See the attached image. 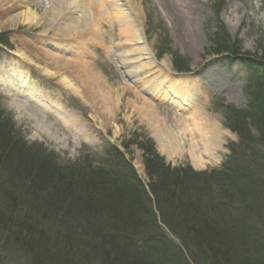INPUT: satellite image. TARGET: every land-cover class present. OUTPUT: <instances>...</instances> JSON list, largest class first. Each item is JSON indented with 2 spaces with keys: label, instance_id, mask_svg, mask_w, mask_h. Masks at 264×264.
I'll return each mask as SVG.
<instances>
[{
  "label": "rangeland",
  "instance_id": "1",
  "mask_svg": "<svg viewBox=\"0 0 264 264\" xmlns=\"http://www.w3.org/2000/svg\"><path fill=\"white\" fill-rule=\"evenodd\" d=\"M5 1L0 0V112L3 123H10V135L26 146L21 155L45 161L42 175L69 167L84 153L94 158L103 147L113 145L130 160L148 191L138 142L150 140L170 168L187 167L195 173L221 169L229 155L228 146L236 148L239 135L227 127L232 118L227 121L226 114L229 118L231 109H248L246 87L262 72L264 0H134V15L151 58L134 40L133 26L121 28L118 21L112 22L114 17L122 20L114 0H93L103 10L92 5V0H73L77 9L60 11L53 8L70 0H11L6 5ZM26 13H33L35 20L26 21ZM223 44L232 53L216 55L214 50ZM169 88L178 90L175 94L182 99H175ZM260 110L264 115V107ZM199 118L214 124L219 133L210 144L196 121ZM250 120L243 124L258 141L264 128L259 130L256 120ZM256 146L257 154L264 156V144ZM15 153L5 167L0 165V199L19 206L20 214L27 212L21 205L28 201L25 184L31 178L21 173L28 165L19 161L23 167L18 171L9 165L17 157ZM39 167L35 163L31 177ZM50 179L55 181L57 176ZM189 190H183L180 202L174 201L171 213L174 226L192 232L196 223L191 212L185 211L187 200L193 204L195 199ZM37 194L30 207L43 206ZM62 200L51 214L74 221L70 215L64 216L65 206L71 204H61ZM77 221L81 230L71 222L59 229L75 241L74 248L89 256L91 264L103 261L82 243L98 254L107 251L115 260L114 247L102 241L89 222ZM52 223L58 226L56 221ZM160 228L170 240L171 250L177 252L171 256L176 264H209L210 257L192 248L191 242H185V249L165 227ZM260 234L256 241L264 245V231ZM25 235L24 231L22 237L27 240ZM5 241L0 234V264H32L34 258L18 255L19 246H13V239L7 245ZM71 254L68 258L75 264Z\"/></svg>",
  "mask_w": 264,
  "mask_h": 264
},
{
  "label": "trees",
  "instance_id": "2",
  "mask_svg": "<svg viewBox=\"0 0 264 264\" xmlns=\"http://www.w3.org/2000/svg\"><path fill=\"white\" fill-rule=\"evenodd\" d=\"M224 52H231L226 44L214 50L216 55ZM262 61L260 76L255 75L246 87L248 109H231L229 118L226 114L227 121L232 118L227 127L238 133L239 142L236 148L228 146L229 155L221 169L195 173L187 167L170 168L155 152L150 140H146V144L136 143L143 152L144 171L149 180L148 191L130 160L113 145L103 147L94 158L84 153L69 167H58L53 173L57 179L51 180V173L46 176L41 172L45 161L33 156L31 159L28 154L21 155L26 146L19 138L10 135V123H3L0 112V153L4 151L0 156V165L5 167L12 157L10 154L15 151L17 157L9 165L14 166L16 171L23 167L18 164L19 161L28 165L29 169L24 165L26 172L21 173L26 175V179L31 178L25 184L28 187V201L21 205L27 212L18 214L19 206L0 199V234L5 237V244L13 239V246H19L18 255L34 258L32 264H72L68 258L70 252L71 258L76 257L73 263L91 264L89 256L74 248L75 241L59 230L61 224L66 225L68 220L57 219L51 214L59 209V201L63 198L61 204L66 201L71 204L66 205V212H63L64 216L70 215L74 219L68 222L79 229L78 218L89 222L95 234L114 247L117 256L111 260L105 254L107 251L98 254L95 248L82 243L94 256L102 259V264L104 261H108V264H176L171 256L177 252L171 250V242L160 225L179 239L183 248L186 249L185 242H191L192 248L209 256V264H264V245L256 241L264 231V156L255 151L256 145L264 144V136L255 141L243 124L250 118L256 120L259 130L264 128V115L260 110L264 107V56ZM252 71L256 72L255 69ZM239 123L242 125H237ZM35 151L38 150L35 148ZM35 163L40 167L36 169L37 175L31 177ZM182 189L185 192L191 189V196L195 198L193 204L191 199L187 200L188 206L185 207V211L189 210L193 215V223H196L192 232L172 223L171 206L176 199L181 201L180 198L184 196ZM36 194L42 200V210L38 204L29 206ZM49 203L53 204L52 208L48 207ZM52 220L58 226L55 227ZM24 231L25 236L29 237L27 240L22 237ZM82 234L86 235L87 231L82 230ZM78 255H81L80 261Z\"/></svg>",
  "mask_w": 264,
  "mask_h": 264
},
{
  "label": "bare ground",
  "instance_id": "3",
  "mask_svg": "<svg viewBox=\"0 0 264 264\" xmlns=\"http://www.w3.org/2000/svg\"><path fill=\"white\" fill-rule=\"evenodd\" d=\"M9 1H11V0H6L4 2L5 5ZM114 1L116 2L115 6L117 7L118 10H120V12L122 14V17H120V16L119 17L117 16V17L118 18H122V20H116V18L113 16L114 18H113L112 22L115 24L118 21V23L120 24L121 28L122 27L124 28L126 25H129V24L131 26H133V29H134V35H133L134 36V40L136 41V43L138 45H140V47L142 48L141 51H143L144 55L151 58V54H150L148 48L146 47V45L144 44V39H143L141 31L139 29V24H138V22L136 20V17L134 15V10L136 8V4H135L134 0H114ZM184 1L191 3V0H184ZM92 2H91V4L94 5L97 9L99 8V9L103 10L104 6L102 4L99 5L100 3L97 4L93 0H92ZM54 6H55V4H54ZM64 7L65 8L77 9V7H79V6L77 4H75V2H73V0H70V2H68L66 4H59L57 7H54L53 9L56 8L57 11H60V10L65 9ZM82 8H85V7L82 6ZM6 10H9V8L7 7ZM55 11L56 10L52 11V14H55ZM24 16H25L26 21L27 20L28 21L29 20L30 21L31 20H35V16H34L33 13H26ZM84 17L86 18V16H84ZM77 22H81L79 17L77 19ZM24 79H26V77H24ZM167 91L172 93V94H174L175 97H176L175 99H179V98L182 99V97H179L178 94L177 95L175 94V92H179L175 88H169ZM29 99L31 101L33 99V97L28 98V100ZM150 114H151L150 118L154 119L153 113H150ZM148 116H150V115H148ZM196 121H197V123L200 126V130H201L202 134L205 135V137H207L208 143L209 144L212 143L213 140L215 138H217V136L219 134L217 132V129H216L215 125L212 124V123H208V122L204 121L202 118H199ZM171 141L175 142L176 144L178 143L177 140L173 136H171ZM178 147H179V144H177L176 150L179 149ZM194 154L195 153L193 151H191V155L193 157V162H196Z\"/></svg>",
  "mask_w": 264,
  "mask_h": 264
}]
</instances>
